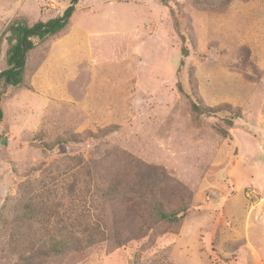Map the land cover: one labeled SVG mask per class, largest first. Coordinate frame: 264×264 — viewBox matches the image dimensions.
<instances>
[{"label": "rangeland", "instance_id": "374dc122", "mask_svg": "<svg viewBox=\"0 0 264 264\" xmlns=\"http://www.w3.org/2000/svg\"><path fill=\"white\" fill-rule=\"evenodd\" d=\"M69 5L0 0V72L13 20ZM32 40L0 86V264H264V0H79Z\"/></svg>", "mask_w": 264, "mask_h": 264}, {"label": "trees", "instance_id": "16d2710c", "mask_svg": "<svg viewBox=\"0 0 264 264\" xmlns=\"http://www.w3.org/2000/svg\"><path fill=\"white\" fill-rule=\"evenodd\" d=\"M78 1L79 0H70L71 5L67 6L63 10L61 15L45 22L37 21L32 25H28L23 19H15L5 28V32L8 34V47L5 54V62L7 68L0 72V86L2 81L5 83V85H10L14 88H19L23 85V74L26 58L29 52L34 48V42L32 39L37 38L39 41H44L47 38L56 36L64 31L69 24L70 17L74 11V5H76ZM159 1L163 5L167 4V0ZM204 3L207 4L206 1ZM173 20L175 22V25H178V23L175 21L174 16ZM182 40H184V37H182ZM181 52L184 56L187 54V50L184 47L181 49ZM177 86L178 89L181 90V86L179 83L177 84ZM2 97V91L0 89V102L2 100ZM190 107L196 115H202L212 111L211 109L202 106L198 102L193 101L191 102ZM220 108L226 107L222 106ZM227 110H230V108L227 107L225 111ZM234 113L237 114L236 111ZM2 119L3 111L0 107V126L2 123ZM226 124L227 126H230L232 124V121L226 120ZM217 130L223 137H228V133L225 129L218 128ZM153 206L155 209L154 214L156 220L173 223L180 218V216L178 215V210L167 211L159 203V201H155V204H153Z\"/></svg>", "mask_w": 264, "mask_h": 264}]
</instances>
